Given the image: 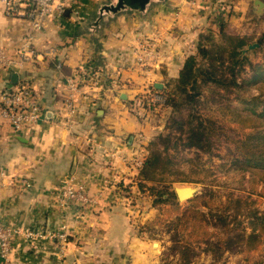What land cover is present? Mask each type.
Masks as SVG:
<instances>
[{
	"label": "crops",
	"instance_id": "crops-1",
	"mask_svg": "<svg viewBox=\"0 0 264 264\" xmlns=\"http://www.w3.org/2000/svg\"><path fill=\"white\" fill-rule=\"evenodd\" d=\"M253 1L167 0L96 31L89 24L99 0H79L77 12L49 19L40 31L6 14L0 1V49L19 61L17 51L32 35L35 51L34 61L0 71V91L27 84L42 108L39 124L17 133L0 119V221L68 237L64 254L56 238L18 237L0 264L161 263L155 243L149 248L134 227L135 218L148 216L150 201L137 187L139 170L123 157L144 150L146 158L163 116L135 113V100L178 78L201 34L241 30L256 15ZM70 77L79 85L72 117L65 105ZM68 183L83 186L91 200L61 207Z\"/></svg>",
	"mask_w": 264,
	"mask_h": 264
},
{
	"label": "trees",
	"instance_id": "trees-1",
	"mask_svg": "<svg viewBox=\"0 0 264 264\" xmlns=\"http://www.w3.org/2000/svg\"><path fill=\"white\" fill-rule=\"evenodd\" d=\"M252 43L251 34H229L224 27L217 33L208 30L200 35L196 52L186 59L178 78L163 90H154L165 96L172 116L149 142L136 184L141 193L155 197L154 206H169L148 224L170 234L171 245L160 264H206L197 263V248L211 259L208 264H220L226 254H248L264 242V209L248 204L243 196L231 194L219 204L215 191L206 189L183 205L170 190L173 183L204 184L215 176L210 169L185 175L175 166L187 152L193 151L197 157L211 152L216 124L196 111L205 101L206 88L213 91L215 102V95L245 91L256 84L264 88V64L253 63L248 53L242 54ZM257 43L259 48L251 52L264 50V33ZM240 101L247 113L244 123L252 133L234 143L238 153L226 164L230 162L228 170L248 173L255 191L264 187V93ZM203 172L206 175L201 177ZM211 228L221 230L222 235L215 237Z\"/></svg>",
	"mask_w": 264,
	"mask_h": 264
},
{
	"label": "rangeland",
	"instance_id": "rangeland-1",
	"mask_svg": "<svg viewBox=\"0 0 264 264\" xmlns=\"http://www.w3.org/2000/svg\"><path fill=\"white\" fill-rule=\"evenodd\" d=\"M262 1L264 2V0ZM248 21L249 23H246L241 30L228 33H246L248 35L250 34L248 32H251L253 43H257L260 35L264 33V11L259 17L257 15L251 16ZM248 54L253 63L264 64V50L258 53L249 52ZM249 75L250 72L248 73ZM261 93H264V88L256 84L248 87L245 91L242 90L228 94L222 93V96L215 95V99L217 100L215 102L213 100V91L208 88L204 90L205 101L197 106L196 111L198 115H202L216 124L217 130L211 138V152L200 154V157H197L193 151L187 152L185 153L186 158L175 166V170L185 175H196L199 173V170L204 169L208 171L210 169L214 171L215 176L209 178L204 184L173 183L170 188L171 191L174 192L175 186H188L197 188V194L199 195L204 190L211 189L215 191L216 196L219 198V204L221 201H225L229 195L235 194L246 198L248 204H252L254 207L262 210L264 209V187L259 186L253 191L249 184V174L237 170H228L230 162L226 164L227 159H232L238 153L234 143L252 133V129L246 127L244 123L247 113L244 111L245 105L240 100ZM152 114H161L163 116V121L161 122L163 129L167 124V120L172 116V110L166 106L159 112H152ZM163 133L167 132L164 131ZM223 164L226 166H223ZM200 175L204 177L206 174L203 172ZM143 194L147 201H150V204L146 205L147 210L149 208V213L143 219L139 220L135 218L134 227L140 235L147 239L149 248H151L150 245L152 243H155V256L157 257V254H159V257L162 258V255L167 252V249L171 245L169 240L170 234L164 233L160 226L149 227L148 224L154 221L157 216L164 214V211L169 206H154L155 197L150 196L148 192ZM186 203H183V205H186ZM244 226H246V223ZM211 230L215 237L222 235L219 229L211 228ZM197 251L200 253L197 263L208 264L211 262V259L202 253L201 248H197ZM220 264H264V242L257 250L248 254L244 252L226 254Z\"/></svg>",
	"mask_w": 264,
	"mask_h": 264
},
{
	"label": "built area",
	"instance_id": "built-area-1",
	"mask_svg": "<svg viewBox=\"0 0 264 264\" xmlns=\"http://www.w3.org/2000/svg\"><path fill=\"white\" fill-rule=\"evenodd\" d=\"M4 6L6 14L11 17L22 18L31 23L33 31L42 30L47 21L53 17H61L67 10L75 12L79 0H0ZM34 38L29 35L18 49L19 61L8 57L3 49H0V71L10 70L16 64L34 61L35 51L32 49ZM152 54L145 53L140 59L142 66H145L148 57ZM68 96L66 98V108L69 117L75 114L76 106L74 96L78 93L79 85L74 77L66 81ZM166 107V98L157 91H145L138 96L133 106L134 112L141 116L152 112H159ZM0 119L10 125L12 130L17 133L27 127L38 125L42 120V108L32 90L27 85H19L0 91ZM139 137H145L140 134ZM124 161L135 169H140L145 159V151L140 154H133L129 157H123ZM59 203L61 207L71 204H86L91 199L83 186L66 184L59 194ZM22 237L28 241H38L47 237L56 238L61 243V251L65 253L68 243L67 233L64 231L48 233L42 230H28L18 227L5 225L0 221V259L8 261L12 252V244L15 239Z\"/></svg>",
	"mask_w": 264,
	"mask_h": 264
},
{
	"label": "water",
	"instance_id": "water-1",
	"mask_svg": "<svg viewBox=\"0 0 264 264\" xmlns=\"http://www.w3.org/2000/svg\"><path fill=\"white\" fill-rule=\"evenodd\" d=\"M167 0H99V5L95 12V19L89 24L91 31H96L106 24L111 19L123 13H137L145 15L148 11L158 4H163ZM255 7V14L259 17L264 11V2L262 0L253 1ZM67 13V12H66ZM259 48L258 43H253L242 50V54H247ZM16 74L13 75V80H16ZM157 89H162V84L156 85ZM198 189L188 186H175L174 193L180 204L194 199L198 194Z\"/></svg>",
	"mask_w": 264,
	"mask_h": 264
}]
</instances>
